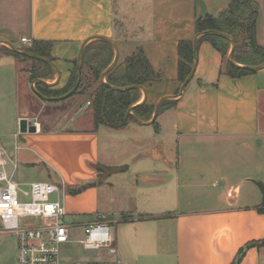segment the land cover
I'll return each mask as SVG.
<instances>
[{"label":"crops","instance_id":"0c3cea01","mask_svg":"<svg viewBox=\"0 0 264 264\" xmlns=\"http://www.w3.org/2000/svg\"><path fill=\"white\" fill-rule=\"evenodd\" d=\"M256 1L257 40L264 46V0ZM230 2L0 0V47L13 50L8 43L17 38L24 45L23 37L53 41L52 58L56 64L58 59L67 60L69 77L80 47L89 37L106 36L117 42L119 74L125 72L126 59L143 49L161 75L145 85L146 101L156 105L162 97L178 94L183 84L178 79L179 42L196 37L198 17L218 15ZM4 54L16 56L0 50V55ZM197 56L194 77L183 95L173 98L178 99L177 104L159 112L155 123L93 128L90 99L81 107L79 101L70 100L61 116L54 115L56 121H65L62 129L79 122L88 126L67 129L76 142L74 149L81 151L75 179L58 171L60 183L67 187V216L73 211L91 214L93 223L101 214L108 224H117L114 235L111 233L116 250L106 247L98 264H235L238 253L250 243L253 245L238 264H264V242L258 243L264 241V195L258 185L264 182V157L260 158L264 155V68L231 76L221 71L224 56L208 40L200 43ZM22 68L24 76L20 78L19 73L18 82L22 79L33 87L43 82L54 88L67 84L60 86V80L51 85L58 80L53 67L54 72L45 70L47 75L38 77L42 80L31 78V82L28 77L33 67ZM40 100L38 109L25 103L18 124L30 113L35 117L46 113L51 102H63ZM85 116L88 120H83ZM38 122L41 130L36 133L43 131V123ZM20 132L18 128L15 134V157L0 142L17 163L15 173L23 158L21 150L30 148L19 143ZM100 137L103 151L92 154L91 148ZM86 143L84 149L79 147ZM41 149L51 154L46 146L41 145ZM36 156L46 163L39 152ZM174 181L173 197L170 185ZM82 186L85 188L77 191Z\"/></svg>","mask_w":264,"mask_h":264},{"label":"trees","instance_id":"16d2710c","mask_svg":"<svg viewBox=\"0 0 264 264\" xmlns=\"http://www.w3.org/2000/svg\"><path fill=\"white\" fill-rule=\"evenodd\" d=\"M259 14V4L256 0H231L229 6L218 15L207 14L198 17L196 20V33L208 29H217L232 35L237 42L234 53V59L241 65H255L264 62V46L260 45L257 40V19ZM208 40L218 49L225 59V66L221 71L235 77L254 73L255 70L247 69L244 66L232 64L227 56L231 48V42L222 36L208 34L203 36L199 42ZM54 42L48 40H34L29 47L23 48L34 54L48 57L52 60L51 52ZM8 54L16 56H29L20 54L6 48ZM179 64L178 79L184 82L192 70L194 55V39L181 40L178 44ZM115 56L113 46L103 40H93L88 44L84 53V65H88L90 72L95 80L98 81L97 87L91 95V108L94 120L97 126L106 125L112 128L126 127L134 119L129 113V109L133 107V112L142 120L149 121L152 119L155 111V104L148 101L141 102L143 92L139 88H130L119 90L110 87L107 83L124 87L129 85H147L148 83L157 81L161 78L152 66L150 60L146 56L143 49H139L136 53L129 56L126 61V69L123 74H119L116 66L106 76L107 83L101 81L103 71L112 63ZM34 59L35 65L31 72V78L36 79L47 74L45 70H52V67L40 60ZM70 71V77L67 84L62 88L50 87L41 82L37 84V91L48 97H58L68 93L77 83L79 79L77 60ZM84 75L78 90L75 93L83 91ZM178 99H169L164 102L160 108V112L173 107L177 104ZM156 122V119L153 123ZM85 188L79 187L78 190ZM264 241L258 242L263 244ZM253 245L250 243L249 246Z\"/></svg>","mask_w":264,"mask_h":264},{"label":"rangeland","instance_id":"374dc122","mask_svg":"<svg viewBox=\"0 0 264 264\" xmlns=\"http://www.w3.org/2000/svg\"><path fill=\"white\" fill-rule=\"evenodd\" d=\"M121 26V25H120ZM121 28V27H120ZM20 38V37H19ZM13 44L18 49H23V47L27 46L26 44L22 45L21 41L17 38L14 39ZM22 46V47H21ZM6 46H1V52H7ZM28 47V46H27ZM0 55V142L3 141L4 145L7 149L10 150L13 157L16 156V152H14L15 140L17 136L15 135L19 128V121L17 123V117L21 114V110L24 108L25 103L30 106L38 109L40 105H42V101L39 95L35 92L37 89V82L35 87L31 84L24 82V80L20 79L18 82V74L20 73V78L24 76V69L22 67L26 66L27 68L33 67L35 65L34 59L22 58L20 57H10ZM77 60V59H76ZM23 62V63H22ZM57 65L62 73L60 86L65 85L68 82L69 78V69L70 64L67 60L58 59ZM78 65V64H77ZM75 65H72V68ZM51 72L53 70H50ZM84 75V85L86 88L85 93L83 91L74 93L70 97L60 100L63 102H59L57 104L52 103L49 104V111L46 113L39 114L38 117L30 113V117H26L27 119L31 118V120H38L43 123V131L40 133L36 132H28V133H21L18 134L19 143L25 146L30 147L24 148L17 151V154H23V158L21 159V165L17 169L15 173V180L16 181H51L60 184L61 180L58 174L60 172H67L72 175V179L76 177V163L80 162L78 153L81 154L80 150L74 149L75 140L68 136L67 129L71 131L74 130L75 127L82 126L80 128L87 129L88 126L84 123L79 122L78 124L69 125L62 129L65 124L63 119L56 121L54 115H58L57 117L61 116L63 112H65L69 105H71L70 100H77L79 101L78 106H86L87 99L92 100L91 95L94 89L98 85V81L95 80L88 65H84L83 61V72ZM68 76V77H67ZM83 77V76H82ZM55 78V74L53 77ZM29 82H31V77H28ZM83 80V78H82ZM22 84L21 89L19 84ZM35 89V90H34ZM20 92H25L24 94L20 95ZM40 98V99H39ZM143 99V98H142ZM32 102V103H31ZM55 104V105H54ZM54 105V106H53ZM91 107V103L89 104ZM262 108H264V103H261ZM53 108V109H52ZM52 109V110H51ZM37 116V115H36ZM50 118H49V117ZM45 117V118H44ZM88 116H85L83 120H88ZM263 119V117H262ZM133 123L136 125H142L141 123L133 120ZM93 128L97 127L96 123H92ZM133 124V125H135ZM47 126H52L53 129L48 130ZM101 126V125H100ZM106 126V125H104ZM109 127V126H107ZM90 128V127H89ZM92 128V127H91ZM106 131L109 128H106ZM26 138L27 141L23 142L22 139ZM41 145L46 146L47 150L51 152V154L46 153L44 150L41 149ZM87 145L84 144L79 147H83ZM104 148V141L100 137L96 140V145L91 148L92 154H94L95 150H98V153L101 154ZM110 151L114 153L113 150L109 147ZM75 150V152H74ZM44 151V152H43ZM36 152H39L41 155L45 157L47 160L46 163L40 162L38 157L36 156ZM261 153V150H260ZM264 155L260 154V158H263ZM28 163V164H27ZM68 168L69 172L65 169ZM79 173V172H78ZM44 174H51L52 177H48L47 179L43 177ZM80 174V173H79ZM81 175V174H80ZM82 176V175H81ZM77 180H81L77 177ZM80 181L79 183H81ZM77 183V184H79ZM173 184L170 185L171 190L173 192V197L176 196V182H172ZM264 183V182H263ZM84 185V184H83ZM99 215L97 214L98 219ZM102 216V215H101ZM93 215L91 214H80L76 212L69 213L66 216L67 222L73 224L70 233V241L66 244H63L60 248V257L63 261L66 262H73V261H86V262H96L98 264V259L103 254L106 253L105 246L97 250H89L86 249L82 240L86 237V228L92 222ZM97 219V220H98ZM103 220V218H102ZM1 224V219H0ZM110 231L112 235L116 231L117 224H110ZM126 227V226H124ZM245 247V246H244ZM17 238L14 235L3 234L0 233V264H19L18 257H17ZM134 264V263H128ZM164 264V263H163Z\"/></svg>","mask_w":264,"mask_h":264},{"label":"built area","instance_id":"2783aa9c","mask_svg":"<svg viewBox=\"0 0 264 264\" xmlns=\"http://www.w3.org/2000/svg\"><path fill=\"white\" fill-rule=\"evenodd\" d=\"M22 41L29 46L33 44L26 37ZM32 124L37 131L41 130L38 120H32ZM16 168V161L0 145V233L17 238L19 264H95L86 261L66 262L60 257V248L70 241L73 227L66 220L65 183H22L15 180ZM82 243L89 250L105 246L116 250L112 246L109 224L102 220L101 215L88 225Z\"/></svg>","mask_w":264,"mask_h":264},{"label":"water","instance_id":"95a60500","mask_svg":"<svg viewBox=\"0 0 264 264\" xmlns=\"http://www.w3.org/2000/svg\"><path fill=\"white\" fill-rule=\"evenodd\" d=\"M208 34H214V35H219V36H222V37H225L227 38L230 42H231V50H230V53H229V58L228 60L234 64V65H237V66H244L246 67L247 69H250V70H259V69H262L264 68V62L262 63H259V64H255V65H241L239 64L238 62H236V60L234 59V53H235V49H236V46H237V42H236V39L228 34V33H225V32H222L220 30H217V29H208V30H204L202 32H199L197 33L196 37L194 38V55H195V60H194V64H193V67H192V70L191 72L189 73V75L187 76V78L185 79V81L183 82L181 88H180V91L178 94L176 95H168V96H164L162 97L158 102L157 104L155 105V111H154V115L152 117L151 120L149 121H144L142 119H140L134 112H133V107H131L129 109V113L131 114V116L133 117V119L141 124H151L154 122V120L157 118V116L159 115V112H160V108L162 106V104L164 102H166L167 100L169 99H173V98H177V97H181L187 87V85L190 83V81L193 79L194 77V74H195V71H196V67H197V63H198V56H197V51H198V42L199 40L205 36V35H208ZM103 40V41H106L108 43H110L114 50H115V57L112 61V63L103 71L102 75H101V81L104 82V83H107L106 81V76L107 74L113 69L115 68V66L118 64V61H119V57H120V49H119V46L117 44V42L110 38V37H106V36H99V35H96V36H92V37H89L87 38L81 45L80 47V50H79V55H78V58H77V64H78V72H79V79L76 83V85L66 94L62 95V96H58V97H48V96H45L43 95L42 93H40L39 91H35L42 99L44 100H63V99H66L68 97H70L71 95H73L77 90H78V87L79 85L81 84L82 82V72H83V61H84V53H85V50H86V47L88 46V44L93 41V40ZM10 45V47L17 53H21L23 55H26V56H29L31 58H35V59H40L46 63H48L51 67H53L57 74H58V80L54 83H51V85H55L57 84L61 77H62V73L58 67V65L55 63L54 60L48 58V57H45V56H42V55H38V54H34L28 50H24V49H18L17 47L14 46V44L12 43H8ZM38 80H42L40 78H38ZM110 87L112 88H115V89H119V90H126V89H130V88H139L141 89L143 92H144V98L142 99L141 102H145L147 100V90H146V87L144 85H129V86H124V87H117V86H113L109 83H107ZM19 128H20V131L21 133H26V132H36V126L32 124V121H29L27 118H22L21 121H20V124H19ZM258 185L260 186V188L262 189V192H263V195H264V183L262 182H258ZM263 205H264V199H263ZM249 247V245H246L245 247H243L241 249V251L238 253L237 255V258H236V261H235V264H238L242 258V256L244 255L246 249Z\"/></svg>","mask_w":264,"mask_h":264}]
</instances>
